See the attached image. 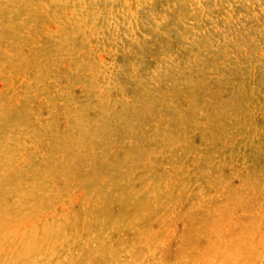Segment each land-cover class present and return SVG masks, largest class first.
<instances>
[{
	"label": "rangeland",
	"instance_id": "1",
	"mask_svg": "<svg viewBox=\"0 0 264 264\" xmlns=\"http://www.w3.org/2000/svg\"><path fill=\"white\" fill-rule=\"evenodd\" d=\"M0 264H264V0H0Z\"/></svg>",
	"mask_w": 264,
	"mask_h": 264
}]
</instances>
